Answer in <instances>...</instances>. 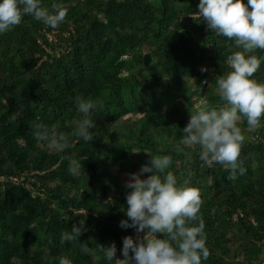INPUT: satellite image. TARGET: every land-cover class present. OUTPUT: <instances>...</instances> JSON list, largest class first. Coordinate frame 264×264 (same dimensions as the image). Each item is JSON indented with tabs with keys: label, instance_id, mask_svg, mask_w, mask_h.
Masks as SVG:
<instances>
[{
	"label": "trees",
	"instance_id": "obj_1",
	"mask_svg": "<svg viewBox=\"0 0 264 264\" xmlns=\"http://www.w3.org/2000/svg\"><path fill=\"white\" fill-rule=\"evenodd\" d=\"M59 2L66 17L57 28L24 16L0 34V264H58L60 256L115 264L99 246L113 242L122 259V238L137 236L119 226L125 185L148 162L143 150L169 155L178 182L198 189L209 249L202 264H264V118L257 127L239 121L246 172L234 180L196 151H175L190 110L221 103L215 81L231 70L232 40L191 16L199 0ZM251 54L260 61L253 78L264 83V50ZM75 96L96 104L88 142L70 135L81 118ZM37 124L63 131L71 148L50 152L31 134ZM69 158L82 160L76 176ZM81 220L86 230L62 244L60 234Z\"/></svg>",
	"mask_w": 264,
	"mask_h": 264
},
{
	"label": "clouds",
	"instance_id": "obj_2",
	"mask_svg": "<svg viewBox=\"0 0 264 264\" xmlns=\"http://www.w3.org/2000/svg\"><path fill=\"white\" fill-rule=\"evenodd\" d=\"M197 9L191 16L205 21L217 35L232 40L238 50L226 57L231 70L215 81V93L221 103L211 106L201 100L190 110L175 151L189 158L196 151L201 161L220 164L228 171L227 179L234 180L246 172L240 159L244 137L239 121L243 117L248 127H257L264 118V83L253 78L260 61L251 54L257 49L264 50V0H199ZM24 16L55 29L64 22L66 9L59 0H53L50 8L42 7L41 0H0V34L20 24ZM73 103L81 118L70 135L88 142L93 138L90 129L95 127V121L91 114L96 104L81 96L73 97ZM31 134L50 152L65 151L72 146L68 135L55 127L37 124ZM143 151L150 157L126 182L131 191L125 197L126 219L119 223L121 228H133L137 236L135 240L132 236L122 238V259L116 258L114 242L99 245L104 259L115 264H202L209 256V249L204 221L198 215L201 205L198 189L188 186L186 180L178 182L170 170L169 155ZM82 168L81 159L69 158L70 174L76 176ZM143 173L152 174L142 179ZM83 225L81 220L79 226L63 231L60 242L77 240L86 230ZM142 232L145 234L141 238ZM58 264H72V261L60 256Z\"/></svg>",
	"mask_w": 264,
	"mask_h": 264
},
{
	"label": "water",
	"instance_id": "obj_3",
	"mask_svg": "<svg viewBox=\"0 0 264 264\" xmlns=\"http://www.w3.org/2000/svg\"><path fill=\"white\" fill-rule=\"evenodd\" d=\"M209 51L212 55H215L216 53V47H215V44L212 43L210 46H209ZM151 62V57L149 54H145L144 55V64L145 66H148ZM196 88V87H195Z\"/></svg>",
	"mask_w": 264,
	"mask_h": 264
},
{
	"label": "built area",
	"instance_id": "obj_4",
	"mask_svg": "<svg viewBox=\"0 0 264 264\" xmlns=\"http://www.w3.org/2000/svg\"><path fill=\"white\" fill-rule=\"evenodd\" d=\"M48 38H49L50 41H52V36H51V35H48ZM204 83H205V82H204ZM204 83H203V84H204ZM235 218H237V217H235Z\"/></svg>",
	"mask_w": 264,
	"mask_h": 264
},
{
	"label": "rangeland",
	"instance_id": "obj_5",
	"mask_svg": "<svg viewBox=\"0 0 264 264\" xmlns=\"http://www.w3.org/2000/svg\"><path fill=\"white\" fill-rule=\"evenodd\" d=\"M163 94H164V92H163Z\"/></svg>",
	"mask_w": 264,
	"mask_h": 264
}]
</instances>
